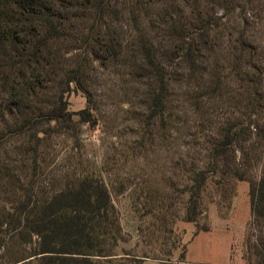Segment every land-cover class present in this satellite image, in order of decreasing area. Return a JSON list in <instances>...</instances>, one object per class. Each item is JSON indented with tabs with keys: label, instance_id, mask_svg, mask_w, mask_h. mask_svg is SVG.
Instances as JSON below:
<instances>
[{
	"label": "rangeland",
	"instance_id": "1",
	"mask_svg": "<svg viewBox=\"0 0 264 264\" xmlns=\"http://www.w3.org/2000/svg\"><path fill=\"white\" fill-rule=\"evenodd\" d=\"M110 4L105 28L116 37H94L102 52L86 47L82 37L78 43L69 37L53 49L55 67L44 61L28 75L25 87L38 101L53 104L65 92L66 107L74 113L72 119L39 125L41 142L5 129L12 116L32 109L12 104L0 82V264H47L34 256L37 237L11 219L23 214L20 204L26 197L40 205L83 175L105 180L122 230L113 257L96 264H261L264 0ZM195 8L211 14L199 68L190 70L180 60L183 47L173 27L193 22ZM91 25L87 17L66 23L71 35ZM112 39L115 56L106 52ZM142 39L165 60L173 59L164 119L149 118L156 85L138 67ZM79 63L86 92L74 83L67 90L68 73ZM86 109L91 123L77 115ZM233 137L226 145L223 139ZM216 167L210 180L201 178L200 171ZM195 178L200 185L197 221L190 223L192 194L186 188Z\"/></svg>",
	"mask_w": 264,
	"mask_h": 264
},
{
	"label": "trees",
	"instance_id": "2",
	"mask_svg": "<svg viewBox=\"0 0 264 264\" xmlns=\"http://www.w3.org/2000/svg\"><path fill=\"white\" fill-rule=\"evenodd\" d=\"M72 11H77V14L72 16ZM111 13L110 0H0V82L9 92L12 104L32 109L29 113L21 112L11 117L12 123L5 127L9 134L37 138L41 142L38 137L42 132L38 129L39 125L72 119L74 113L69 112L66 107L65 92L57 97L55 103H43L38 101L30 89H26L25 83L30 73L33 75L37 68L43 67L44 61L55 67L51 63L57 61L53 49H58L61 43L69 41V37H77L74 39L76 43L79 42L78 37H82L86 47H91L93 52H102L100 42L94 37H116L105 28ZM210 14V10L204 13L195 8L191 13L193 22L186 20L180 29L173 27V30H178V41L183 47L180 60L185 61L190 70L199 68L200 47L209 37L207 28ZM86 17L92 22L90 28L71 35V27L67 29L66 23L73 18ZM140 44L142 58L138 60V67L144 73V78L152 80L156 85L150 98L149 118L164 119L163 116L168 111L169 87L173 83V59L167 57L165 60V55L154 51L144 39ZM107 47V53H113L114 56L118 54L113 39L111 42L107 41ZM81 66L83 65L79 63L70 69L67 90L70 88L69 84L74 83L86 92L82 87ZM34 106L39 109L35 111ZM77 115L83 122L93 121L88 109ZM237 134L235 131L234 136ZM223 140L229 145L234 142L235 137ZM223 146L224 144L222 148ZM214 148V153L221 155L220 145ZM217 173L216 167L212 171H200V176L208 181ZM197 178L192 180L195 184L186 188L192 194L186 218L190 223L197 221L196 209L200 192ZM240 180H244L243 177ZM262 185L261 197L264 196V183ZM254 194L255 191L252 192L253 212L257 208ZM20 207L23 214L12 217L11 220L15 219L20 225L23 224L22 232L27 231L31 236L37 237L38 249L34 256H42L47 264H96L100 258L113 257L111 253L117 247L122 230L110 189L102 177L83 175L40 205L32 201L31 197H26ZM21 234L20 232L18 235ZM261 264H264V260Z\"/></svg>",
	"mask_w": 264,
	"mask_h": 264
}]
</instances>
